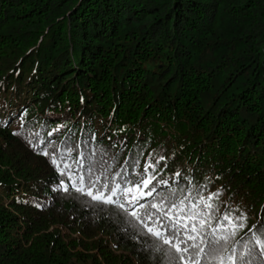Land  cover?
Instances as JSON below:
<instances>
[{
  "label": "trees",
  "instance_id": "1",
  "mask_svg": "<svg viewBox=\"0 0 264 264\" xmlns=\"http://www.w3.org/2000/svg\"><path fill=\"white\" fill-rule=\"evenodd\" d=\"M3 120L0 264H164L158 224L76 192L90 166L93 194L143 175L185 210L219 192L207 231L228 208L264 225V0H0Z\"/></svg>",
  "mask_w": 264,
  "mask_h": 264
},
{
  "label": "snow or ice",
  "instance_id": "2",
  "mask_svg": "<svg viewBox=\"0 0 264 264\" xmlns=\"http://www.w3.org/2000/svg\"><path fill=\"white\" fill-rule=\"evenodd\" d=\"M22 119L23 114L21 115ZM0 123L6 126L7 120L0 121ZM21 126L23 127V124ZM55 131H58V129ZM13 135H20V133L14 132ZM48 135L51 136L52 133L49 132ZM29 142L31 143V141ZM46 147L47 144H45L44 148L40 149V153L38 154L49 156L51 164L60 169L61 165L57 163V158L47 152L45 150ZM70 150V147L65 145V152ZM60 159H63V157H60ZM101 168L103 169L102 165ZM149 168L155 171L154 165H147L144 172L147 173ZM65 169L70 171V165L65 164L63 166L60 172L61 176L67 175ZM94 171V166H90L87 170L89 190L85 192V188L80 186L75 187L76 192L89 196L91 201L97 204L115 205L116 208L122 209L135 220L143 221L144 219H150L154 224H158L157 228L145 225L146 230L141 231L139 235L146 237L143 243L147 244L149 248L154 246L155 250L163 252L164 264H201V257H203L206 264H212V262L225 264V261L228 264H261V262H264V225H260L259 227L251 225L249 227L246 224L247 217L242 212L237 216H233L234 210L228 208L221 213V218L232 225L231 231H227L226 235H218L215 229L211 231L206 230L213 214L220 211L219 206L212 203L213 200L219 197V192L212 193L207 197H201L199 203L193 204L185 210L184 207H179L175 203L169 202L167 198L160 197V193L157 192V185L152 183L154 177H145L143 175L136 182L121 178L120 183H115L112 187H109L108 183L102 184L99 188H96L97 194H93L90 189L96 187L100 176L106 177L108 169H103L100 172V176H96L95 179H93ZM78 179L81 185H83L84 177L81 176ZM160 183H163V181ZM124 184H132L133 186L122 187ZM61 185L63 186V191L67 192L69 190L67 185H63V181H61ZM141 187L147 191H141ZM103 189H108L110 195H103ZM56 190H59V186ZM118 192L123 198L131 197L128 200L129 206L136 205L144 209L143 214H139L136 211V207H133L132 211H128V208L125 207V204L120 199L114 200L113 197L117 196ZM146 197H153L154 200L155 197H160V201L139 203L141 199ZM180 203L183 204V201ZM201 204L203 208L197 211L196 209L200 208ZM177 208H179L178 211H173ZM204 210H207V213ZM156 214H159L158 219H154ZM245 228L251 233V236L248 240L244 241L238 253L233 248L231 249L232 255L225 256L224 252L227 250L231 238L237 236L238 231Z\"/></svg>",
  "mask_w": 264,
  "mask_h": 264
}]
</instances>
